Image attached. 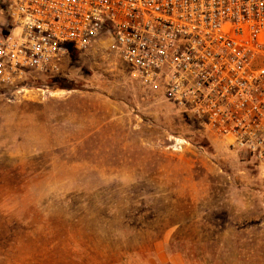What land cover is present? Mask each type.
<instances>
[{
  "label": "rangeland",
  "instance_id": "obj_1",
  "mask_svg": "<svg viewBox=\"0 0 264 264\" xmlns=\"http://www.w3.org/2000/svg\"><path fill=\"white\" fill-rule=\"evenodd\" d=\"M105 47L0 88V264H264L255 160Z\"/></svg>",
  "mask_w": 264,
  "mask_h": 264
},
{
  "label": "built area",
  "instance_id": "obj_2",
  "mask_svg": "<svg viewBox=\"0 0 264 264\" xmlns=\"http://www.w3.org/2000/svg\"><path fill=\"white\" fill-rule=\"evenodd\" d=\"M100 44L264 177V0H0V88Z\"/></svg>",
  "mask_w": 264,
  "mask_h": 264
},
{
  "label": "trees",
  "instance_id": "obj_3",
  "mask_svg": "<svg viewBox=\"0 0 264 264\" xmlns=\"http://www.w3.org/2000/svg\"><path fill=\"white\" fill-rule=\"evenodd\" d=\"M72 51H73V50H71V52H72ZM71 52H70V53H71Z\"/></svg>",
  "mask_w": 264,
  "mask_h": 264
}]
</instances>
